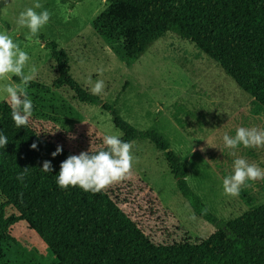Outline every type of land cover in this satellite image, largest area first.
<instances>
[{
    "label": "rangeland",
    "instance_id": "obj_1",
    "mask_svg": "<svg viewBox=\"0 0 264 264\" xmlns=\"http://www.w3.org/2000/svg\"><path fill=\"white\" fill-rule=\"evenodd\" d=\"M40 2L51 18L29 39L28 29L19 27L16 18L34 0H0V13L10 23L7 33L30 56L25 74L41 84H51L56 67L44 43L54 42L68 54L70 73L77 82L91 92V86L103 80L104 90L97 95L103 103L114 104L136 129L155 130L168 140L170 149L188 165V185L217 219L230 220L264 201V182L259 180L241 188L246 199L223 191V178L232 171L235 158H246L264 169V147L225 149L223 135L234 136L239 127L264 128V115L252 111L251 97L216 62L173 32L164 33L137 59L126 61L92 26L107 6L106 0ZM9 83L19 84L13 78L0 79V102H9L3 92ZM25 91L34 107L29 124L41 136L74 153L97 149L106 134L122 135L107 111L78 102L68 89L44 92L27 87ZM131 143L133 167L124 179L106 187L123 211L154 242L198 240L211 234L215 226L198 217L182 197L163 153L146 139ZM8 234L0 236V264L56 262L24 221L14 224Z\"/></svg>",
    "mask_w": 264,
    "mask_h": 264
},
{
    "label": "trees",
    "instance_id": "obj_2",
    "mask_svg": "<svg viewBox=\"0 0 264 264\" xmlns=\"http://www.w3.org/2000/svg\"><path fill=\"white\" fill-rule=\"evenodd\" d=\"M106 2L92 26L126 61L137 59L160 36L173 32L216 62L251 97L252 111L264 115V0ZM44 44L56 76L49 86L31 80L27 87L44 92L68 89L78 102L107 111L122 140L150 141L163 153L192 211L215 230L198 240L154 242L106 188L97 193L71 186L61 189L55 183L60 162L79 153L41 136L29 123L16 128L10 103L1 101L0 132L8 143L0 148V236L9 237L11 227L24 221L56 257L53 264H264V201L230 220L217 219L188 185V165L170 149L168 140L125 121L114 104L103 103L75 80L65 50L54 42ZM13 80L21 83L18 77ZM33 142L35 150L30 148ZM57 145L62 151L52 157ZM45 160L51 162L52 172L41 170ZM25 169L20 182L16 176ZM240 196L246 199L244 193Z\"/></svg>",
    "mask_w": 264,
    "mask_h": 264
},
{
    "label": "clouds",
    "instance_id": "obj_3",
    "mask_svg": "<svg viewBox=\"0 0 264 264\" xmlns=\"http://www.w3.org/2000/svg\"><path fill=\"white\" fill-rule=\"evenodd\" d=\"M36 9H42L36 11ZM51 13L43 8L40 0H34L33 6L20 12L16 18V24L21 28H27L28 38L36 37L41 29L48 24ZM30 56L7 32H0V79L11 81L13 77L20 79L19 84L9 83L3 88L7 94L11 109V118L16 126H26L33 115V101L25 91L32 76L25 74L24 69ZM103 80H97L90 88L91 94L100 95L104 90ZM75 138V137H72ZM225 149L235 150L238 146L244 148L264 147V128L239 127L234 136L225 133L222 137ZM8 138L0 132V148H4ZM103 145L94 151H81L79 154L68 155L60 162L59 171L56 173L55 183L61 189L79 187L85 192L97 193L114 182L121 181L130 172L134 163L132 143L124 141L119 135L106 134L103 137ZM208 145V144H207ZM214 146V145H209ZM31 149H37L33 142ZM203 150V149H201ZM62 151L57 145L50 153L56 157ZM235 155V152H233ZM45 173L52 172L51 162L45 160L40 167ZM26 169L19 172L16 179L23 182ZM264 182V169L256 163H249L246 158L237 157L233 161L232 171L223 178V191L228 196H238L241 188L249 181Z\"/></svg>",
    "mask_w": 264,
    "mask_h": 264
},
{
    "label": "crops",
    "instance_id": "obj_4",
    "mask_svg": "<svg viewBox=\"0 0 264 264\" xmlns=\"http://www.w3.org/2000/svg\"><path fill=\"white\" fill-rule=\"evenodd\" d=\"M2 23H4L5 26H2V25H3ZM6 25H10V23L7 22L6 20H4V18L2 17V15H1V13H0V27H1V28L3 27L4 32H9V31L11 30V28H10V27L7 28ZM17 35H18V34H17ZM44 45H45V44H44Z\"/></svg>",
    "mask_w": 264,
    "mask_h": 264
}]
</instances>
